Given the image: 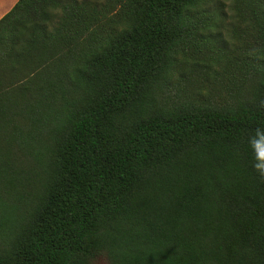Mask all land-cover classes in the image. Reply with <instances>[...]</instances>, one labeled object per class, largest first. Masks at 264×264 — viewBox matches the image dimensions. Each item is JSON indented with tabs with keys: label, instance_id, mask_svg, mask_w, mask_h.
I'll list each match as a JSON object with an SVG mask.
<instances>
[{
	"label": "trees",
	"instance_id": "16d2710c",
	"mask_svg": "<svg viewBox=\"0 0 264 264\" xmlns=\"http://www.w3.org/2000/svg\"><path fill=\"white\" fill-rule=\"evenodd\" d=\"M229 39L243 49L203 99L221 59L194 54ZM261 102L264 0H18L0 19V264H264Z\"/></svg>",
	"mask_w": 264,
	"mask_h": 264
},
{
	"label": "rangeland",
	"instance_id": "374dc122",
	"mask_svg": "<svg viewBox=\"0 0 264 264\" xmlns=\"http://www.w3.org/2000/svg\"><path fill=\"white\" fill-rule=\"evenodd\" d=\"M225 10L227 9L225 8ZM227 13L230 15L229 12ZM224 27H227V26L224 25ZM250 44L252 47L253 46L252 42H250ZM242 49L243 48L241 44L229 39L226 44L215 43L214 46L208 45V47H204L201 50V53L198 52V50H196V54L194 55L197 57H195V60H201L202 58L207 59L210 57L214 59H217V58L221 59L219 62L216 63V66H214L213 69L210 71V74H209L210 77H208L207 80L200 81L199 79V84H202V88L204 87L205 89L203 91L200 90L201 97L203 99L206 98L208 95L206 91L218 92L219 90H223L225 88V84L223 82L224 80H226L225 79L226 76H228V73L232 71L233 68L229 67L227 68V70H225L223 69V65L228 64V62H230L232 58H234L235 56H238V54L242 51ZM187 77L188 79H186L185 82H181V85H180V87L184 91H186L188 85H190V88L192 87L191 82H194V78H195L194 75H188ZM198 78H200V73L196 75V79ZM204 91L206 92L205 95H204L205 93ZM7 161L9 163V168L14 170V175L17 176L19 180H22L25 176V171L27 170L26 165L24 163H21V161H23L22 158H20L18 154H9ZM98 264H107V262L105 260H100Z\"/></svg>",
	"mask_w": 264,
	"mask_h": 264
},
{
	"label": "clouds",
	"instance_id": "9594fccd",
	"mask_svg": "<svg viewBox=\"0 0 264 264\" xmlns=\"http://www.w3.org/2000/svg\"><path fill=\"white\" fill-rule=\"evenodd\" d=\"M260 106L264 108V102H261ZM248 144L253 153V169L259 180L264 183V129L257 128L249 138Z\"/></svg>",
	"mask_w": 264,
	"mask_h": 264
},
{
	"label": "crops",
	"instance_id": "0c3cea01",
	"mask_svg": "<svg viewBox=\"0 0 264 264\" xmlns=\"http://www.w3.org/2000/svg\"><path fill=\"white\" fill-rule=\"evenodd\" d=\"M18 0H0V19L16 4Z\"/></svg>",
	"mask_w": 264,
	"mask_h": 264
}]
</instances>
